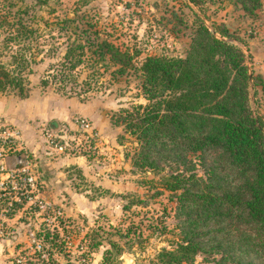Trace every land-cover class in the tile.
<instances>
[{
  "label": "rangeland",
  "instance_id": "rangeland-1",
  "mask_svg": "<svg viewBox=\"0 0 264 264\" xmlns=\"http://www.w3.org/2000/svg\"><path fill=\"white\" fill-rule=\"evenodd\" d=\"M195 1L0 0V50L3 36L18 14L37 28L31 42L33 71L24 82L28 97L19 100L15 122L0 117L4 135L12 132L4 161L12 167L22 159L34 181L30 196L11 216L7 215L10 209L4 207L8 198L15 200L14 194L0 201V264H42V259L46 264H102L108 248L115 252L111 264H161L156 259L158 251L175 246L179 237L175 202L167 190L156 193L162 187L161 173L133 166L134 136L113 120L121 107L146 102L140 87V65L146 56L186 53L196 21L187 4L205 15L208 24L225 23L230 33L227 39L242 46L257 81L251 87L252 106L264 115V0L253 15L232 0ZM24 8L27 12H16ZM67 16L93 21L89 38L107 37L133 53L134 67L116 76L111 73L114 64L109 63L106 69L97 64L98 72L91 76L89 64L83 63L75 70L80 83L76 93L65 94L54 84L42 87L41 75L67 41V29L59 32L55 22ZM2 18L9 24L1 23ZM78 35L87 42L79 29L72 33ZM2 52L1 58L9 59L10 50ZM86 53L90 54L89 50ZM84 78L90 84L85 91L86 85L80 82ZM1 97V109L5 107L11 114L14 106L9 100L22 98L10 88ZM19 112L32 116L23 123ZM81 117L90 122L92 134L81 128ZM53 127L64 129L61 134L67 146L62 152L54 149L45 133ZM197 172L202 173L200 166ZM32 245H40V257ZM186 264L213 262L197 253Z\"/></svg>",
  "mask_w": 264,
  "mask_h": 264
},
{
  "label": "trees",
  "instance_id": "trees-1",
  "mask_svg": "<svg viewBox=\"0 0 264 264\" xmlns=\"http://www.w3.org/2000/svg\"><path fill=\"white\" fill-rule=\"evenodd\" d=\"M261 1L232 0L248 15ZM187 5L196 21L186 53L146 56L140 65L146 102L121 107L113 122L134 136L133 166L161 173L162 187L156 193L167 190L175 202L179 237L175 246L158 251L157 261L186 264L203 253L213 264H264V115L251 100L257 81L242 46L227 39V25L208 24L205 15ZM22 10L27 12H16ZM55 23L59 32L67 29V41L41 75L42 87L54 84L65 94L76 93L80 83L75 70L83 63L89 64L91 76L98 72L97 64L105 69L114 64L111 73L116 76L134 67L133 53L107 37L89 38L88 29L95 26L90 19L67 16ZM9 27L0 50V92L10 88L26 96L24 82L33 71L31 42L37 28L19 14ZM78 29L87 42L72 36ZM3 50H10L9 59L1 58ZM80 82L89 90L88 78ZM111 243L117 250L116 242ZM114 259L115 252L108 248L102 264ZM47 262L42 259V264Z\"/></svg>",
  "mask_w": 264,
  "mask_h": 264
},
{
  "label": "built area",
  "instance_id": "built-area-1",
  "mask_svg": "<svg viewBox=\"0 0 264 264\" xmlns=\"http://www.w3.org/2000/svg\"><path fill=\"white\" fill-rule=\"evenodd\" d=\"M78 122L82 129L87 130L90 134H92L91 132L93 127L87 118L81 117ZM55 128L56 127L46 129L45 133L51 138V144L54 149L58 152H62L67 146L65 137L61 134L64 129ZM9 135H12V132H9L8 135L3 134L0 142V201L6 199L7 196L10 197L14 194L15 200L8 198L7 204L4 207L6 210L10 209V211L7 212V215L11 216L13 213L12 211L18 208V206H20L22 202L30 196V186L34 181L32 175L28 172V165L22 159L19 160L18 164L12 167H8L4 161L3 152ZM39 246L32 245L35 250L40 251L41 248H39Z\"/></svg>",
  "mask_w": 264,
  "mask_h": 264
},
{
  "label": "crops",
  "instance_id": "crops-1",
  "mask_svg": "<svg viewBox=\"0 0 264 264\" xmlns=\"http://www.w3.org/2000/svg\"><path fill=\"white\" fill-rule=\"evenodd\" d=\"M1 95H2V92H0V117H2V120L4 121V120H10V121H13V122H15V115H16V113H15V109H16V111H19V100H21V99H25L26 97H28V96H21L22 98H19V99H11V100H9V98H7L8 100H9V103H10V101L12 102V104H13V106H14V111L12 112V114L11 113H9V110L7 109V108H5L4 106V108H2L1 109V99H3V97H1ZM18 114H20V112L18 113ZM20 116H21V118L23 119V123H25V121H27L29 118H31V116L32 115H30V114H26V113H24V114H20ZM1 124V123H0ZM5 131L6 130H4V129H1L0 128V136L2 135V134H4L5 133Z\"/></svg>",
  "mask_w": 264,
  "mask_h": 264
},
{
  "label": "water",
  "instance_id": "water-1",
  "mask_svg": "<svg viewBox=\"0 0 264 264\" xmlns=\"http://www.w3.org/2000/svg\"><path fill=\"white\" fill-rule=\"evenodd\" d=\"M251 100H253V94L251 93ZM69 264H73V263H69Z\"/></svg>",
  "mask_w": 264,
  "mask_h": 264
}]
</instances>
